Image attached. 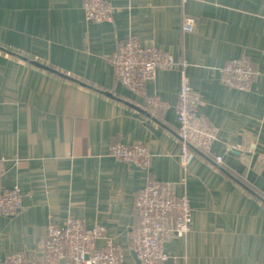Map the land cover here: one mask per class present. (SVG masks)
I'll return each mask as SVG.
<instances>
[{"label": "crops", "instance_id": "obj_1", "mask_svg": "<svg viewBox=\"0 0 264 264\" xmlns=\"http://www.w3.org/2000/svg\"><path fill=\"white\" fill-rule=\"evenodd\" d=\"M108 1L113 22L87 20L84 0H0V185L23 192L15 213H0V264L16 251L39 264L48 227L69 216L102 222L137 264L135 203L150 177L176 182L194 208L190 231L166 243V264H264V73L248 91L221 76L235 57L264 63V0ZM131 37L188 59L221 165L195 144L181 162L180 68H160L141 91L120 80L110 57ZM114 139L148 144L150 165L112 155Z\"/></svg>", "mask_w": 264, "mask_h": 264}, {"label": "built area", "instance_id": "obj_2", "mask_svg": "<svg viewBox=\"0 0 264 264\" xmlns=\"http://www.w3.org/2000/svg\"><path fill=\"white\" fill-rule=\"evenodd\" d=\"M189 1L182 0V5L185 6ZM115 9L116 5L108 0H84L85 15L89 21L113 22ZM194 25V18L185 16L184 31H193ZM110 59L120 80L134 91L143 90L149 80L157 77L160 68H180L182 82L177 119L178 134L182 141L181 162L188 167L193 161L197 154L192 147L195 144L211 155L217 164L223 163V155L214 151L216 129L205 115L197 111L201 99L194 92L187 73L188 59L174 57L157 47L153 40L142 41L135 37L121 42ZM262 73L263 60L247 55L230 59L221 68L223 80L233 87L247 91ZM109 149L119 159L136 162L144 167L151 163L152 152L146 143H125L114 139ZM243 152L246 153V150ZM2 159L0 155V161ZM5 174L0 169V184ZM22 201L23 192L19 186L0 185V213H15ZM135 204L141 220L130 242L132 249L141 260L140 264H166L173 257L167 250L166 243L175 234L183 237L191 229L194 208L189 194H179L174 181L150 177L139 190ZM103 238L105 243L100 246L98 241ZM45 247V255L39 264H128L124 247L107 236L102 222L87 226L73 216L48 227ZM62 258L66 262L63 263ZM4 264H30V261L25 253L16 251L6 257Z\"/></svg>", "mask_w": 264, "mask_h": 264}, {"label": "water", "instance_id": "obj_3", "mask_svg": "<svg viewBox=\"0 0 264 264\" xmlns=\"http://www.w3.org/2000/svg\"><path fill=\"white\" fill-rule=\"evenodd\" d=\"M38 64L41 65V66H43V67H45V68H49L48 66H46V65H42V64L39 63V62H38ZM103 92H105V93L108 94V95L114 96L111 92H108V91H103ZM192 147H193V145H192ZM193 148H194V147H193ZM194 149H195V148H194ZM195 150H198V149L196 148ZM132 253H133V255H134L135 259H136L137 264H140V263H141V260L138 258L136 252L133 250Z\"/></svg>", "mask_w": 264, "mask_h": 264}, {"label": "rangeland", "instance_id": "obj_4", "mask_svg": "<svg viewBox=\"0 0 264 264\" xmlns=\"http://www.w3.org/2000/svg\"><path fill=\"white\" fill-rule=\"evenodd\" d=\"M175 237H178V236L175 234V236H174L173 238H175ZM169 241H170V240H169ZM129 262H130V261H128L127 263L130 264Z\"/></svg>", "mask_w": 264, "mask_h": 264}]
</instances>
